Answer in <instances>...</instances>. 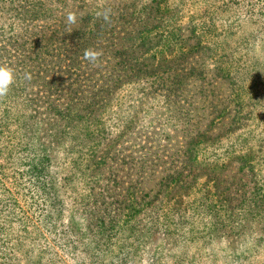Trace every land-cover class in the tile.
Instances as JSON below:
<instances>
[{
    "label": "rangeland",
    "instance_id": "obj_1",
    "mask_svg": "<svg viewBox=\"0 0 264 264\" xmlns=\"http://www.w3.org/2000/svg\"><path fill=\"white\" fill-rule=\"evenodd\" d=\"M17 3L0 0V264H264V0H65L35 43ZM104 8L119 43H84ZM145 21L155 70L133 77L111 59Z\"/></svg>",
    "mask_w": 264,
    "mask_h": 264
},
{
    "label": "trees",
    "instance_id": "obj_2",
    "mask_svg": "<svg viewBox=\"0 0 264 264\" xmlns=\"http://www.w3.org/2000/svg\"><path fill=\"white\" fill-rule=\"evenodd\" d=\"M47 1H50L51 4L48 3ZM64 2L65 0H18V3H17L19 5L18 9L22 12L21 18L23 19L28 18L27 19L28 21L36 20L37 17L42 18V21L40 22V24L35 26V27H39L38 28L39 30L32 32V36H34V38L26 37V39H22V40L24 42L35 43L36 41H41L42 39L45 38L47 41L54 42V39H57L62 34V32H60L59 29L63 28V24H61V22L64 17ZM77 2L78 1H75V3ZM157 7L159 6L158 5L155 6V9ZM25 12L27 13V17L24 16ZM94 18H96V15H94ZM110 20L112 21L111 18ZM124 20H125V17L123 16L120 17V21H121L120 24L122 26H125L126 24ZM87 24H91L92 29L87 30V36L84 39V43H94L95 41H99L101 43L103 42L107 43L110 40H111L110 43H119L118 41L112 38L109 40L107 39L102 40L100 36L101 33L105 32L106 28H110V30L112 31L111 33L112 35L114 33L113 31L114 28L108 27V26L114 25L115 23L108 24V22L106 23L103 19L96 18L95 21H93L92 23H90V21H87ZM142 27H145V28L137 32V34L135 35L133 39V42L131 41V38H125V40H127L131 44H129L128 47L124 49L122 48V46H120V48H122L121 51H115V54L117 55H113L111 59L113 62L114 57H115L116 58L115 65L124 66L125 68L124 70L126 71H129V70L137 71L136 74L132 75L133 77L138 75V73L142 72L145 66L148 65V63L145 62V60L154 58L153 55H151L150 57H146L147 56L146 53L149 52V50H151V47H148L147 49H145L144 45L145 43H148V40H150V37H151L150 35H152V38L153 36L159 35L158 33H154V30H155L154 25H151L149 27L146 26V21L143 22ZM48 29H51V30L47 31ZM149 33L150 35H148ZM46 34L48 35L46 36ZM135 41H138V44L136 46L133 45ZM173 41L175 40L173 39L171 42ZM28 49H32V48L28 47ZM136 50L142 52L140 53L138 57V61H135L137 60L135 56H131V53ZM27 66L29 67V64L25 65L24 67L25 70ZM151 67H152V64L149 63L148 65L149 69H146L145 72H154L155 68H151ZM59 74L60 73H58L57 75ZM126 81L127 80L125 79L124 82ZM195 144L199 145L201 143L200 141H197L195 142Z\"/></svg>",
    "mask_w": 264,
    "mask_h": 264
},
{
    "label": "clouds",
    "instance_id": "obj_3",
    "mask_svg": "<svg viewBox=\"0 0 264 264\" xmlns=\"http://www.w3.org/2000/svg\"><path fill=\"white\" fill-rule=\"evenodd\" d=\"M112 10L110 8H104L101 11L95 13L97 19H103L106 23L110 21ZM77 22V16L74 12H68L67 23L74 25ZM103 53L93 50L91 48L85 49L83 53V59L88 61L93 67L99 66V58ZM27 79H31L30 76H26ZM13 83V76L11 69L6 67H0V97L5 96L9 91V85Z\"/></svg>",
    "mask_w": 264,
    "mask_h": 264
}]
</instances>
